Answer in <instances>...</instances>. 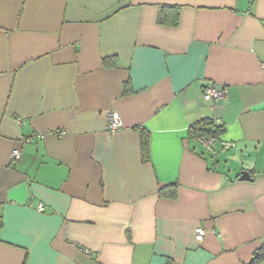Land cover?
I'll use <instances>...</instances> for the list:
<instances>
[{
    "label": "crops",
    "instance_id": "obj_1",
    "mask_svg": "<svg viewBox=\"0 0 264 264\" xmlns=\"http://www.w3.org/2000/svg\"><path fill=\"white\" fill-rule=\"evenodd\" d=\"M262 64L264 0H0V264H251ZM203 119L225 129L210 148Z\"/></svg>",
    "mask_w": 264,
    "mask_h": 264
},
{
    "label": "trees",
    "instance_id": "obj_2",
    "mask_svg": "<svg viewBox=\"0 0 264 264\" xmlns=\"http://www.w3.org/2000/svg\"><path fill=\"white\" fill-rule=\"evenodd\" d=\"M172 10L168 7H161L158 21L160 24L176 27L179 23L178 13L176 16H172L173 14L169 13ZM225 129L223 126L216 124L211 119H203L195 124H193L189 129V135L191 139H196L199 141L209 140V139H217L223 133ZM142 154L144 159H148L149 157V140L148 136L142 134ZM160 197H167L174 199L177 196V185H171L169 187L163 188L159 190ZM3 226V222L0 219V229ZM264 259V248L257 251L253 257L251 264H260Z\"/></svg>",
    "mask_w": 264,
    "mask_h": 264
},
{
    "label": "built area",
    "instance_id": "obj_3",
    "mask_svg": "<svg viewBox=\"0 0 264 264\" xmlns=\"http://www.w3.org/2000/svg\"><path fill=\"white\" fill-rule=\"evenodd\" d=\"M261 70L263 72L264 75V64H262L261 66ZM228 95V90L225 87H210L207 88L203 94V97L205 99V101L210 102V101H214V100H220V99H225ZM108 121H109V131L114 133L118 130H120L122 128V121L120 116L117 113H110L108 115ZM62 134H60V136H62ZM202 143L210 148L215 144V139H209V140H203ZM232 144H228V143H224V148L228 149L230 147H232ZM12 159L14 162H18L21 160V153L18 149H15L12 153ZM37 210L39 212H43L44 211V205L43 204H37L36 206ZM206 232L205 230L199 228L196 230L195 232V238L198 242H202L205 238Z\"/></svg>",
    "mask_w": 264,
    "mask_h": 264
},
{
    "label": "water",
    "instance_id": "obj_4",
    "mask_svg": "<svg viewBox=\"0 0 264 264\" xmlns=\"http://www.w3.org/2000/svg\"><path fill=\"white\" fill-rule=\"evenodd\" d=\"M248 179H249V177H248Z\"/></svg>",
    "mask_w": 264,
    "mask_h": 264
}]
</instances>
